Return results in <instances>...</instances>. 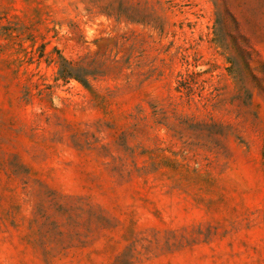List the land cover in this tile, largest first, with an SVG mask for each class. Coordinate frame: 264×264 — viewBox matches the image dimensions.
Here are the masks:
<instances>
[{"label":"rangeland","instance_id":"374dc122","mask_svg":"<svg viewBox=\"0 0 264 264\" xmlns=\"http://www.w3.org/2000/svg\"><path fill=\"white\" fill-rule=\"evenodd\" d=\"M0 264H264V0H0Z\"/></svg>","mask_w":264,"mask_h":264},{"label":"trees","instance_id":"16d2710c","mask_svg":"<svg viewBox=\"0 0 264 264\" xmlns=\"http://www.w3.org/2000/svg\"><path fill=\"white\" fill-rule=\"evenodd\" d=\"M59 75H60L62 78L74 77V76L71 74L70 71H67V72H65V71H61V72H59Z\"/></svg>","mask_w":264,"mask_h":264}]
</instances>
